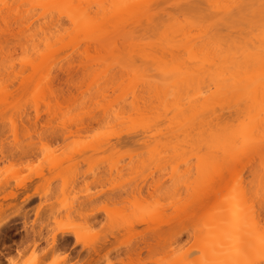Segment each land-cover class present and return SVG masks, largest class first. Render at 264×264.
Masks as SVG:
<instances>
[{"label":"rangeland","instance_id":"1","mask_svg":"<svg viewBox=\"0 0 264 264\" xmlns=\"http://www.w3.org/2000/svg\"><path fill=\"white\" fill-rule=\"evenodd\" d=\"M27 3L24 2V5L22 4V6H24V7L29 6V5H26ZM175 12H173V13L176 15L177 13H175ZM33 15H34V13H33ZM36 17H35V19H36ZM35 24H36V21H35ZM13 28H14L13 30H14L15 36H12L13 35L12 31L8 32L10 35L9 37H6V35L8 33L5 34L4 33L5 31L2 30V32H0V37H1L0 43H1V40L4 41V43H2V46H1V48L3 50L0 48V51H1L0 56L3 53L2 56L7 58V59H5L2 56L0 57V59H1L0 60V222L1 223L5 222L4 217L5 218L6 217L11 218L12 221H18L19 220L18 217L20 215H23V219H24L23 228H24L26 233H27L28 229L30 230V231H28L29 233L31 232L30 233L31 234L30 239H34L33 238L34 236H32V234H33L32 228H34L36 231L40 230L42 233V236H47L50 233H53V231H56L58 237L60 238V236L62 234L59 231L61 229H63V228L60 229V227H64V228L68 227V228L78 229L79 232H83L84 234L98 235L100 237V236L106 235L112 231H115V229H117L118 226H122V227H125L128 229L129 225L133 224L134 228H131L130 231L122 229L121 234H118L119 236L117 239L111 238L112 243L110 242L111 244L109 243L108 244L109 246H105L106 248L104 247L105 249L104 248L102 249L101 255L103 256V254H105L106 251L114 248L115 245L118 246L117 244H119V242H122V241L128 242L127 239L129 237L126 239V236L128 234H131V233H133V234L137 233L138 234V232L143 231L146 228L150 229V231L147 229H146V231L151 233L152 232L151 229L157 228V225L158 226L160 225L159 224V220H160L159 216H160L161 219L166 218L169 220V221L168 220L165 221V222H168V225H169V222L171 224V226L169 225L170 228L163 225L164 228L168 229L167 230L168 231L167 236H166L167 238H165V240H163L164 242L159 245L158 249L156 251H154V253H152V254L150 253L151 254L150 255L147 250H144L142 252V256H140V258H139V259H141V261H143L144 259L149 260V257H151L150 260L152 259V264H159L160 261L170 260V259H174L176 257V253H174L172 251V248L178 247L180 243H186L187 242V240H188L187 228L192 225L193 217H195L196 222L200 224L201 234H200L198 241L193 243L191 245V247L197 248V246H198L200 248L201 246L208 245L209 241H210L209 238H211V240H212V236L214 237V235H212V234H213V232L215 233V231L212 232L213 229L207 228L211 225L213 227V223L210 222V224H209L208 219L210 218L211 213H213V211L215 212V209L217 210L216 205L221 206L220 203L226 194V192H225L226 190L224 189L225 191L224 190L221 191V192L225 193L223 195H213L210 202H208L207 200L202 202L200 200L199 193L195 189L193 190L192 198L191 199L188 198V189H186L185 186L187 183V188H188L189 185H192V181H190L191 183L189 184L188 183L189 179L182 176V173H183V169H185L184 165L187 163L186 160L188 161L191 159H195L199 155L198 153L200 151V146H199V148L198 147L196 148V146L198 145L196 142H198L200 145L201 141H199L200 140L199 137H201V136L199 135L198 140L193 139L192 137L197 138L196 136L198 135V134L196 135L197 132L195 131L196 133H194V130H193L192 132L194 134L192 132H191L192 134H190V132H188V135L190 134L189 137H191V135H192L191 138H192L193 142H192V140H191V142L189 141L190 138L187 137V135L184 137L187 139H185V141L182 140L184 138L182 137L181 132L177 134V132H179L181 130L178 128L177 122H176L177 124L174 123V124H176L175 129L177 132L173 131V129H174L173 127H175V126L172 125V123L174 122V118L178 117L177 112H174V109L168 110V108H165L166 106L163 107L164 105L160 108L161 104L159 105V103H158V101H160V99H156V97H155L156 95L153 93V91L151 92L150 89L147 90L145 87H143L144 84L147 85L146 82H143V81L153 82V80L156 79L155 77L158 74L157 72L159 70V67H157L158 69L155 71L156 68L152 64L156 63L158 65V63L156 61H158V60L160 61V58H161V57H159L160 55L159 56L157 55L159 52H157V54L155 55L157 57H153L154 55L150 54L149 51H151V48H149L148 46L146 47V44L148 45L147 42L150 41V39H148V41L145 39H143L144 41L143 40L139 41V42H141L139 44H142L144 42L146 43V44L144 43V45L142 44L140 46L138 44L140 51H137V46H136V49H134L135 47H133L132 53H131V51H132L131 47H130L131 50L129 48H127L128 51L130 50V52L125 51L126 48L121 50L124 46L122 42H121V45H118V47H120V48L122 47V48L121 49L118 48V49L121 52L122 51H125V53L128 52V56L130 55V57H131V54H133L134 56L136 54H139V56L142 55L141 56L142 58H140L138 56L137 60H135V61H137V63L135 65H137L139 63V61H140L139 58L140 59L144 58L145 62H146V60H148L149 63L146 62L147 64L151 63L150 60L152 57H153V60H155L154 58H156L155 61L152 60L154 63L152 62V64H150V65L154 66V68L151 67V69H153V73L155 76H152L151 73H149L148 71H144V70H142L141 73H140V71L138 72V69L140 70V65H141L140 63L142 62V60L136 66V68H132V66L127 68V66L130 65L128 63L129 60L126 57L127 53L126 54L122 53L123 54V57H122L121 52L117 51L116 48H112V50H113L112 51V50H106V48L105 49H101V48L99 49L95 46H93V48H92V47H89L90 46L89 45L88 47L90 48V50H89L90 52L86 53L85 49H83L86 47V46H84L85 43H81L82 46H81V48L79 47L80 48L79 53H77L78 50L75 51V49L72 47L74 43L73 44L69 43L70 45L69 44H68V46L65 45L66 47H64V46L60 47L61 44H58L57 46L59 47V49L58 48L56 49L57 46L55 44H53L52 49L55 50V53H54L55 62H54V64H51L49 68L53 69L52 70L53 74H55V73H58V75L62 74L61 77L62 78L64 77V79H66V82H65V80H63V83L61 84V83H57L58 81L54 82L55 80L51 81V80H53V79H51L50 81L52 83L49 82V83H51V84H49L46 81L48 79L47 74L45 76V78L47 77L46 80L43 77V80H45L47 82L46 83L45 81H42L40 79L39 75H37V73H39L38 71L35 73L34 69L29 67L30 66L29 64H28V66H25V64L24 65L22 64L23 60L25 59L24 57L21 58L23 53H24L23 56L25 55V57L28 56V54L29 55L33 54L32 48H27L28 45H29L28 47H30V44H32V41H31V43L28 42V43H30L28 45L26 43L25 47H23L25 40L28 39L27 34L23 33V35H20V34L18 35V33L20 31L15 30V27H13ZM16 29H18V28H16ZM18 30H20V29H18ZM15 32L17 35L15 34ZM1 34H5V35L1 36ZM24 35H25V38H24ZM22 36H23L24 41H23V39L22 40L18 39V38H22ZM15 38H17V39H15ZM8 40H11V41L8 42ZM29 40H31V39H29ZM151 42H157V41L153 39V40H151ZM151 42H149V43H151ZM37 44H38V42H37ZM118 44H120V42ZM154 44L155 43H153L152 45H154ZM20 45L22 46L23 49H21ZM41 45L44 47L43 44H41ZM150 45L151 44H149V46ZM3 46L6 47V50H8V52H10V53L5 52L6 50H4ZM127 46H128V44H127ZM88 47H87L86 51H88V49H89ZM24 49H25V51H24ZM39 49H40V47H39ZM98 49L101 52H99ZM115 49H116V51L114 52ZM152 49H153V47H152ZM157 49L158 48H156V50ZM41 50H43V49H41ZM56 50H58V51H56ZM156 50H155V52H156ZM11 51H12V53H11ZM59 51H61V52L59 53ZM108 51H110V53H108ZM134 51H136L135 54H134ZM57 52L59 53V55H62V54L65 55L66 54L65 52H68L69 57L66 54L65 56L62 55L63 57L59 58V55ZM80 52H82V53H80ZM75 53H77L79 55H77ZM9 54H12V55H9ZM85 54L86 55L90 54L88 59H87L88 55L85 57ZM119 54H120V56H119ZM153 54H155V53L153 52ZM6 55L9 57H7ZM70 55L71 56L75 55V56H72V58H71ZM133 55H132V58L134 59ZM143 55H145V56H143ZM11 56H13L14 58L12 57L13 58L12 59ZM83 56L86 58V60ZM108 56H110V57L108 58ZM115 56H117V58ZM162 56H164V55H162ZM82 57H83V59H82ZM120 57L124 58L123 61ZM136 57L137 56H135V59H136ZM164 57H166V56H164ZM168 57L170 58L169 55H168ZM20 58H21V60H20ZM51 58H49V59L52 60ZM58 58L60 60H57ZM67 58L72 59V60H68ZM103 58L104 59H110L111 58L108 61V63L111 64V66H112V63H110V62H112L113 60L114 61L118 60L120 58L121 63L124 62L127 65L126 66L123 63L124 65L122 64L123 66L122 65H120V66L123 68L130 69L131 73L127 69H125V70H126V72L128 71L127 73H130L129 76L127 75L126 72H123L125 70H123L119 66L120 59L118 60L119 64L117 63V61H115L116 67L112 66L109 68L110 65L106 64L105 63L106 61ZM113 58H115V59H113ZM157 58H159V59L157 60ZM64 59H66V60H64ZM126 59L128 61H126ZM184 60H186V59H184ZM172 61H173L172 64H176V62L174 60H172ZM172 61L170 60V62H172ZM47 62L50 63L49 61H47ZM72 63H73V67H72L73 69L70 68V64L72 66ZM143 63L144 62H142L143 67L149 66V65H144L145 63L144 64ZM91 64H92V66H91ZM113 64H114V62H113ZM96 65L97 66L99 65V69H96V67H97ZM100 65H104V66L101 67ZM105 65L106 66L108 65V67H105ZM132 65H134V64H132ZM28 67L31 69H29ZM66 67H68V68H66ZM88 67H90V69ZM119 67H120L121 71L119 69H116ZM65 68L68 70L70 68L71 69L70 71L74 70V71H72L73 74H72V72H68L69 76L65 75L64 74V73H66ZM32 69H33L35 75L32 73L33 72ZM49 70H48V73H49ZM63 71H64V73H63ZM90 71H94L95 73L94 72L92 73ZM121 72L123 74H121ZM146 72H148V74ZM70 73L72 75H70ZM124 73H126V74H124ZM134 73H138V75H136V74L134 75ZM109 74L110 75L113 74V76H115V78H112V76H110ZM142 74H144V77ZM32 75L35 77H33ZM139 75H142V77L145 80L142 79V77ZM42 76H44V74H42ZM48 76H49V74H48ZM52 76L50 73L49 77L53 78ZM96 76L97 77L99 76L98 77L99 81H97ZM105 76H106V78H105ZM126 76H128V77H126ZM131 77H132V81H131ZM152 77H154L155 79ZM100 78H101V80H100ZM109 78H112V80H110ZM67 79H70V82H68ZM115 79H116V81H115ZM117 79H120V80H117ZM124 79H126V80L128 79V81H126ZM137 79H139V80H137ZM140 79H142V81ZM22 80H23V82H22ZM39 80L41 81V83L39 82ZM158 80H160V78ZM110 81L113 84H110ZM122 81H125V82L123 84H121ZM139 81H140V83H142V85L139 83L137 86V83ZM101 82L104 84H102ZM105 82H106V85H105ZM135 84H136V86H135ZM112 85H113V87H112ZM132 85L135 87V89H132L133 88ZM98 86H99V88H97ZM105 86H106V88H104ZM110 87H112V88H110ZM139 87H140V89H139ZM108 88L110 90L109 93L107 91ZM98 89H99V93L97 92ZM141 89H143L144 91ZM133 90H134V92H133ZM104 92H107L106 95L108 97L106 98V96L104 95L103 98L105 97V99L103 100L100 97L103 94H105ZM149 92L152 93L153 96L154 95L155 96L154 97L150 96L151 94ZM132 93H135V97H134V94L132 95ZM145 93L147 95H144ZM130 94L134 97L133 101L135 103L131 101L133 97ZM128 96L129 97L131 96V98H129ZM147 96H149V97H147ZM151 97H153L154 100H151V99H153ZM143 98H144V100H143ZM127 100H128V102H127ZM138 100H141V101H138ZM119 101H120V103H119ZM153 101H155L154 103L157 105H155L153 103ZM147 102H149V103H147ZM127 104H129L130 106ZM142 104H144V105L142 106ZM140 105L142 106L141 108H140ZM152 105H154V106H152ZM158 105H159V107H157ZM122 106H125V107H123V109L125 108L124 110L122 109ZM156 107H157V109H156ZM118 108H119V110H118ZM137 108H138V110H137ZM139 108H140V111H139ZM149 108H153V109H149ZM169 108L171 109V106ZM148 109H149V111H148ZM154 110H156V111H154ZM123 112H124V114H126V117L119 116L121 114L124 115ZM151 112L153 114L152 116L150 115ZM158 112L161 114H159ZM165 112H167V115ZM110 113L111 114L113 113V114L111 115ZM143 113H145V115L147 114L148 116L150 115V117L152 118L153 121H154L153 117H154L155 113L158 114L155 116H160V115L162 116V114H163L164 117L162 116L163 117L162 118L160 116L161 117V119L159 118L160 121H158V119H156L154 121V123L151 122L152 120L151 121L149 120L153 125L151 124L152 125L151 126L150 124H148V125H150L149 126L150 128L146 127L147 130L145 131L143 124H144V121L146 120V118L148 116H145ZM37 115H38V117H37ZM139 115H141V117H138ZM118 116H119V118H118ZM132 116L134 118L132 119L133 122L131 123L130 118H132ZM121 117L123 119L126 118V121L123 122L122 121L123 119ZM127 117L129 118V120ZM167 117H168V119L166 120ZM137 118H139V119H137ZM140 118H141V120H140ZM151 118H149V119H151ZM115 119H116V122H114ZM120 119H122V120L119 121ZM110 120H114V121L110 122ZM179 120L181 121L180 118H179ZM156 121H158V123ZM125 122H127V123H125ZM146 122H148V121H146ZM111 123H112V125H111ZM135 123L139 128H137ZM156 126H158V127L162 126L163 127L162 129L160 127V129H161V131H163L165 133L164 137L166 136V139L163 138V135L160 136L161 134H159V133L156 134L157 137H156V135H154V133L151 134L152 131H150L149 129L157 132L158 127L156 128ZM167 127H169V128H167ZM133 128L138 129V130H134ZM142 128H144L143 130L145 132L142 131ZM139 129H140V132H139ZM178 129H179V131H178ZM194 129H196V127ZM169 130H171V131H169ZM66 131H68V132H66ZM172 132H173V134H172ZM119 133L122 136L115 137L116 134L119 135ZM141 133L142 134L145 133V134L142 136ZM146 133H149L147 135L148 136L151 135V136H153V138L152 137L151 138L146 137L147 136ZM175 133L177 134V136L174 135ZM182 133H183V131H182ZM109 134H111L112 137ZM106 135H107V137L110 136L107 138L108 140L106 139ZM66 136H68V137L64 138ZM154 136H155V138H154ZM134 137L135 138L137 137V139H135ZM141 137H142V139H141ZM110 138H113V139L111 140ZM118 138H120V139H118ZM156 138H158L159 141L156 140ZM99 139H100V142H99ZM102 139H104L105 141ZM131 139L137 140V143L130 142L129 140H131ZM169 139H170V141H168ZM106 140H107V142L109 141L108 142L109 144H107ZM162 140H165V142H163ZM110 141H111V143L112 142L113 143L111 144ZM183 141L184 142L189 141V142H188V144L187 143L185 144ZM104 142L106 143L105 145L103 144ZM151 142H152V144H151ZM161 142H163L162 146H161ZM169 143H171V144H169ZM176 143L181 145V147H179L178 144H177L178 148L173 147L174 145H176ZM189 143L190 144L192 143V145L190 146ZM168 144L171 146V148H170V146H167ZM166 146L168 147V149ZM153 147H155V149H153V150H156L155 152H159V151L160 152L159 153H155V152L153 153V151L151 150ZM163 147H166V148L163 149ZM182 147H183L182 152L185 153L186 155L184 154V156L183 155L181 156L180 154H178L179 159H177L176 152L179 149H181ZM191 147H192V149L193 148L194 149L192 150ZM161 148H162V150H160ZM184 148L187 151L184 150ZM45 149H47L46 152H45ZM172 149H173V151L175 150L174 153L176 156L172 152ZM157 150H159V151H157ZM161 151H163V152H161ZM162 153H164L165 155L164 154L161 155ZM172 153H173V155H174V157L178 163L175 162L174 157H172L173 156ZM188 153H189V155H188ZM153 155H154V157H156L155 158L156 160H154ZM180 156H181V158H180ZM185 156L188 159H186ZM188 156H190V158ZM152 157H153V159H152ZM160 157H161L160 161L162 163L158 162L159 161L158 158H160ZM168 157L170 158L169 163H167V161H166L168 159ZM182 157H183V159H182ZM184 158L186 160H184ZM172 159H173V161H172ZM179 160H180V163H179ZM164 161H166V162L164 163ZM244 163L245 162H243V164ZM243 164H241V166L239 168V172L243 173L245 176V180L248 181L251 179L250 171H251V168H253V163H252V166H251V164L250 165L247 164L248 166L244 165L245 166L244 168L242 167ZM170 165H174V167L175 166L176 167L175 168L173 167L174 168L173 169V168H171ZM249 166H251V167L248 168ZM241 167L244 169V171H243V169H241ZM186 168L187 169L184 170L185 172L187 170L192 172V170H193V168L191 166H190V168L189 167H186ZM170 170H172L174 172L171 174V177H168L170 175V173L172 172V171L170 172ZM176 170H179V174L181 173V178L183 179V182H182L180 175L177 176L178 178H180V181L182 182V183L179 182V184H181L182 186H178L179 184L178 185L176 184L177 181L175 182L178 190L175 189L176 187L171 182V180H172L171 178H175V176L177 175V173H175ZM166 172H167V174H166ZM161 173H162V175H161ZM168 173H169V175H168ZM186 174H184V175L186 176ZM189 174L190 173L188 172V175ZM188 175H187V177H188ZM177 177L175 179H173L172 181H175L177 179ZM247 178H249V179H247ZM161 179H163V180H161ZM184 179H185V181H184ZM166 180H168V181L166 182ZM178 181H179V179H178ZM21 182H23L24 185L26 184L25 189L16 188L15 184H18ZM24 182H26V183H24ZM157 182L158 183L160 182V183L158 184ZM168 182H170L169 183L170 185L168 184ZM149 184L154 185L153 187H155V185H156L155 189L150 188V190L153 189L150 191L151 193H147L146 190H144L142 192V196L137 192H135L136 195L133 196L130 193H128L129 191L128 192L123 191V189H129L131 187L143 186V185H149ZM167 186L168 187L171 186L170 191L167 188ZM173 186H174V188H173ZM36 187H38V189ZM45 187L50 189L49 193H48V191H46V192L44 191V190H47ZM225 187H227V186H225ZM172 188H173V190H172ZM179 189H181V190L179 191ZM219 190H214V192L219 191ZM11 191L13 193L16 192L17 193L16 196H12ZM32 194H35V195H32ZM29 195H31L30 200L32 198L38 197L39 202L34 207H32L31 210H28V209L25 210V208L29 207V204L27 205V202L29 200L26 202H23V201ZM20 198H22V200H20ZM226 202L227 201H225V203ZM170 203L172 204L171 206H170ZM157 205H163V207H157ZM256 205H258V204H256ZM219 208L220 207H218V210H219ZM258 208H260V205L258 206ZM47 211H48V214H47ZM49 211H50V214H49ZM52 211H53V213H51ZM15 213H20V214L18 216H14ZM54 213H55V215H54ZM214 214H212V215L214 216ZM48 215L49 216L52 215V216H50L51 220L49 219ZM170 215H171V217H170ZM55 216H56V218H58L57 219L58 222H57L56 218H54V220H56V221H53L52 218ZM93 217H96L97 221L91 220V219H93ZM211 218H212V216H211ZM59 220H60V222H59ZM141 220L142 221L144 220L147 223H145V222L139 223V221H141ZM156 220H157L158 224L156 223ZM25 221L27 222L28 226H27ZM207 221H208V223L205 224ZM162 222H164V221H162ZM47 225L49 228L47 227ZM26 226L28 229L26 228ZM14 227L15 226L8 228L6 230V233H8ZM180 229H184V231L178 237L177 243L173 244V242L171 240L173 237V234L176 233L177 231H179ZM209 229H211V237H209L210 236V230ZM57 230H59V231H57ZM140 233H142V232H140ZM125 234H126V236H125ZM38 237H36V238L40 239V240H39V243L35 246V248H34L33 244L30 245L31 242L29 239V241L27 240L26 247H23L22 249H18L19 251H17L15 254L11 253L9 255L14 257V258L20 259L22 261H28L29 259H32L31 258L32 257L31 252L33 249H35V252L38 253L37 257H39V259H37V260H39V261H45L46 260L48 262V264H51L52 261H56L55 258H59V260L56 261V264H69V262H71V264H74L76 262V260L78 262L79 258L82 260V261H80V259H79V261L83 262L82 257L85 258L86 257L85 255L89 253V251H88L89 247H84L82 243L76 244L74 237L72 238L71 243H75V245L77 246L76 248L80 249L79 250L80 252L78 251L79 253L76 252L77 255L76 254L72 255V253L69 252V249H66V248L64 249L63 247L62 248L60 247V251L57 252L58 246H52L53 247L52 248L51 244H50V246H49V244H47L46 239H44L41 236H38ZM136 237H138V238H136ZM136 237H134L133 239L131 238L132 240L130 239L131 241L126 243V245L118 248L117 250H114L112 252V254L110 255V258H112L114 260H118V258H120L119 255L125 256L124 252L126 251V249L131 247L132 244H134L133 246H135L136 245V243H134L135 241L138 244L141 243V241H139V240L142 239L141 238L142 236L141 237L136 236ZM204 238H206V239L203 240ZM23 241H25V243H26L25 239H23ZM23 241L21 243L25 244ZM28 242H30V243H28ZM200 242L203 243V245L199 246ZM204 242H207V243L205 244ZM210 242L212 243V241H210ZM211 243H210V245H211ZM42 244H46V247H42L41 246ZM45 249H46V251L49 249L50 250L47 251V253H45L46 251L43 252V250H45ZM202 250L204 251V249H202ZM63 252H66V255L68 253V256H69V257L67 256V258L65 260L61 259V256L65 255V253H63ZM58 253L61 255V256L59 255L60 257H58ZM73 256L77 257V259L73 258ZM78 256H79V258H78ZM197 257H198V259L200 258V256H197ZM197 257H194V258L196 259ZM203 258H205L204 254H203ZM206 258L208 260H211L212 257L207 256ZM2 259L3 258H0V261ZM88 259H89V261L92 262V260H90V258H88ZM146 260H144V261H146ZM39 261H38V264H39ZM84 261H86V262H83V264H85V263L88 264V261L86 259H84ZM102 261H105V258H102ZM139 261L140 260L135 259V262L133 264H137ZM101 262L99 264H101ZM126 262H125V264H126ZM94 264H95V262H94ZM120 264H121V262H120ZM122 264H124V262H122Z\"/></svg>","mask_w":264,"mask_h":264},{"label":"bare ground","instance_id":"2","mask_svg":"<svg viewBox=\"0 0 264 264\" xmlns=\"http://www.w3.org/2000/svg\"><path fill=\"white\" fill-rule=\"evenodd\" d=\"M23 1L26 3L28 2L26 5H29V6H31L33 4H37V3L69 5L70 7L64 9V11L67 13L73 14L79 20V23L78 24H71L70 22L65 21L63 24H61L59 16H57L55 20H53V18L51 16H49L48 19L45 20V19H43L44 13H42L40 17H36L35 14L33 15L34 10H31V18L29 19L30 8H29V6H27V7L22 6V4L24 5ZM261 2H262V0H0V32H2V30H3V31H5L4 33L6 34L10 31H12L13 35L12 34L11 35L15 36L14 30H13L14 29L13 27H15V30L20 31L19 33L17 32L18 35L19 34L23 35V33L27 34L28 39L25 40L23 47H25L26 43L28 45L32 41V44H30V47H28L29 46L28 45L27 48H32V50H33L32 53L35 56L30 53L32 56L28 54V56H26L27 57V59H26L25 55L23 56V54H24L23 53L21 58L24 57L25 59L23 60L22 64L23 65L25 64V66H28V64H29L30 65L29 67L33 68L35 73L38 71L39 73H37V75L40 76V79L42 81H45L46 78L48 77V79L46 80L48 83L55 80L54 82L58 81L57 83H61V84L63 83V80H65V82H66V79H64V77L63 78L61 77L62 74L61 75H58V73L53 74L52 73L53 69L49 68L50 65L54 64V62H55V60H54L55 50L52 49L53 44H55L56 46L58 44H61L62 46L60 45V47H63V46L66 47V46H68L69 43H72V44L74 43L72 47L75 49V51L78 50L77 53H79V49L82 46L81 43H85L84 46H86V47L83 49H85L86 53L87 52L89 53L90 52L89 47L93 48V46H95L99 49L100 48L101 49L106 48V50H112V48H116L117 51L121 52L119 49H121L122 47L120 48V47H118V45H121V42H122L124 46L121 50L126 48L125 51H128L127 48L130 49V47H131V49H132L131 53H132L133 47H135L134 49H136V46H137V51H140V49L138 47V44L141 43V42H139L140 40L142 41L143 39H145L148 41V39H150V41L147 42L148 45L144 42L146 44V47L148 46L149 48H151L152 52L149 51L150 54L154 55L153 57H157L155 55L157 54V52H159L157 55L158 56L160 55L159 57H161L162 59L160 58V61H159L158 60L159 58H157V60H158V61H156L158 63V65H157L156 63L153 62L156 60V58H154L155 60H153V57L151 58L150 64H152V62L154 63L152 65L155 66V68H156L155 71L158 69L157 67H159V70L157 72L158 77L156 76L155 77L156 79L154 77H152L156 80L155 81L151 78L153 80V82L143 81V82H146V84H147V85L144 84L143 87H145L147 90L150 89L151 92L153 91V93L156 95V96L154 95L156 97V99H160V101H158L159 105L161 104L160 108L164 105L163 107L166 106L165 108H168V110L174 109V112H177L178 117H176V118L173 117L174 122L173 123L171 122L172 125H174L175 127H173V126L172 127L175 129L176 124L178 123L179 125L177 124V126L179 129H181L183 131V133L181 130L179 131V129H178L179 132H177L176 129L175 130L173 129V131H176L177 134L181 132L182 137L184 138L186 135H187V137H189V135L192 134L193 133L192 131L194 130V133L197 132L196 135L197 134L198 135L197 136L195 135L197 138L192 137V135H191V137L193 139L198 140L200 138L199 141H201V143L205 142L206 140H211V141H213L214 147L223 148L226 146V143L230 137H232L236 134L242 133V132L251 133L254 131L256 134V138L257 139L259 138V131H260V126H261V118H260L261 117V110H262V105H264V84L261 83V79H260L261 67H260V63H259V52H260V48L262 45L261 36H260V23H259ZM3 5H8L9 7L5 8V7H3ZM121 5H129L130 7H126V8L119 7ZM138 5H151L152 7L148 8V9H142L139 7H134V6H138ZM212 5H229L231 7L227 8V9H216V8L210 7ZM48 11H51V10L50 9L45 10V12H48ZM173 12H175L177 14L175 15ZM35 17H36V19H35ZM89 20L99 21L100 24L102 25V27H100L99 25L88 23ZM35 21H36V24H35ZM16 28H18L20 30H18ZM54 28L56 29V31H53ZM5 34H1V36H4ZM15 34H16V32H15ZM7 35H6V37L10 36L9 33ZM24 38H25V35H24ZM0 39H1V37H0ZM15 39H17V38H15ZM18 39L22 40L23 36H22V38H18ZM29 39H31V40H29ZM153 39L156 40L157 42H151V40H153ZM10 41L11 40H8V42H10ZM23 41H24V39H23ZM28 42H30V43H28ZM37 42H38V44H37ZM119 42H120V44H118ZM149 42H151V43H149ZM2 43H4V41L1 40L0 48L2 46ZM144 43H142V44L144 45ZM153 43H155V44L152 45ZM41 44H43L44 47ZM127 44H128V46H127ZM142 44H139V46ZM149 44H151V45L149 46ZM151 46L153 47V49ZM39 47H40V49H39ZM87 47L89 48L88 51H86ZM57 48L59 49L58 46L56 47V49ZM156 48H158L160 51L158 49H157L158 50L157 51ZM21 49H23L22 46H21ZM41 49H43V50H41ZM99 49H98V51H99ZM116 49L114 50V52L116 51ZM4 50H6V47H4ZM130 50L128 52H130ZM155 50H156V52H155ZM24 51H25V49H24ZM56 51H58V50H56ZM125 51H122L121 55L123 57V54L127 53L126 57L129 61L127 59H126V61H128V63L130 65L127 66L126 63L123 62L127 66V68L130 66H132V68H136V66L142 60V62L145 63V64L143 63L144 65H149V66L143 67L142 62H141L140 63L141 64L140 70L138 69V72L140 71V73H141L142 70H144V71H148L149 73H151L152 76H155L153 73V69H151V67L154 68V66L147 64V63H149L148 60H146V62H147L146 63L144 61L145 60L144 58L140 59V58H142L141 57L142 55L139 56V54L135 55V56H137L135 59V56L133 54H131V57H130V55L128 56V52L125 53ZM5 52L10 53V52H8V50H6ZM60 52L61 51H59V53ZM99 52H101V51H99ZM135 52L136 51H134V54H135ZM153 52L155 54H153ZM11 53H12V51H11ZM41 53H43V55ZM59 53H58V55H59ZM65 53L69 57L68 52H65ZM77 53H75V54H77ZM80 53H82V52H80ZM108 53H110V51H108ZM2 55H3V53L1 54V56ZM9 55H12V54H9ZM62 55H64V54H62ZM62 55H59V58L63 57ZM77 55H79V54H77ZM87 55L85 54V57ZM89 55L87 56V59H88ZM132 55H133L134 59L132 58ZM162 55H164L166 57H164ZM168 55L170 56V58L168 57ZM13 56H11V58ZM72 56H75V55H72ZM72 56L70 55L71 58H72ZM110 56H108V58ZM119 56H120V54H119ZM138 56L140 57L139 58L140 61L137 65H135L137 63V61H135V60H137ZM143 56H145V55H143ZM2 57L7 59L4 56H2ZM7 57H9V56H7ZM83 57H82V59H83ZM115 57L117 58V56H115ZM122 57H120V58L123 61L124 58H122ZM21 58H20V60H21ZM49 58H51L52 60H50ZM59 58L57 60H60ZM67 59L72 60L69 58H67ZM110 59H104L106 61L105 63L110 65L109 68L112 66H115V63H116L115 61H117V63L119 64V61H118L119 59L114 61L113 59H115V58H113L112 59L113 61L110 62V63H112V66H111V64L108 63V61ZM121 59H120L119 66L123 64V63H121ZM184 59H186V60H184ZM64 60H66V59H64ZM85 60H86V58H85ZM170 60L171 61L174 60L176 62V64H172L173 61L170 62ZM47 61H49L50 63H48ZM113 62H114V64H113ZM131 63L134 65H132ZM108 65L107 66L105 65V67H108ZM91 66H92V64H91ZM100 66L102 67L104 65H100ZM72 67H73V63H72V66L70 64V68H72ZM120 67L116 68V69L120 70ZM31 68H29V69H31ZM66 68H68V67H66ZM66 68H65L66 71L64 70L66 73H64V71H63V73L65 75L69 76L68 72H72L74 70L70 71L71 70L70 68H69V70ZM88 68L90 69V67H88ZM121 68L123 70L127 69V68H123V67H121ZM33 69H32V71H33ZM96 69H99V65L96 67ZM48 70H49V73H48ZM127 70L130 71V69H127ZM34 71L32 72L33 74H34ZM90 72L93 73L94 71H90ZM123 72H126V70ZM148 72H146V73L148 74ZM50 73H51V76L53 75L52 76L53 78L49 77ZM126 73H124V74H126ZM130 73H131V71H130ZM130 73H127V75L129 76ZM42 74H44V76H42ZM46 74H47V77L45 78ZM48 74H49V76H48ZM72 74H73V72H72ZM72 74L70 73V75H72ZM121 74H123V73L121 72ZM135 74L138 75V73H134V75ZM142 75L144 77V74H142ZM142 75H139V76L142 77ZM110 76H112V78H115V76H113V74ZM128 76H126V77H128ZM33 77H35V76H33ZM43 77L45 78V80H43ZM98 77H97V81H99ZM143 77H142V79H144ZM105 78H106V76H105ZM112 78H109V79L112 80ZM159 78H160V80H158ZM51 79H53V80H51ZM120 79H117V80H120ZM142 79H140V80L142 81ZM100 80H101V78H100ZM124 80H126V79H124ZM137 80H139V79H137ZM67 81L70 82V79H67ZM115 81H116V79H115ZM126 81H128V79ZM131 81H132V77H131ZM22 82H23V80H22ZM39 82L41 83L40 80H39ZM124 82L125 81H122L121 84H123ZM51 83H49V84H51ZM139 83H140V81L137 83V86ZM102 84H104V83H102ZM110 84H113V83H111V81H110ZM140 84L142 85V83H140ZM105 85H106V82H105ZM135 86H136V84H135ZM112 87H113V85H112ZM112 87H110V88H112ZM132 87H133L132 89H135V87L133 85H132ZM97 88H99V86ZM104 88H106V86ZM139 89H140V87H139ZM141 90H143V89H141ZM107 91L109 93V91H110L109 88L107 89ZM97 92L99 93V89ZM133 92H134V90H133ZM104 93L105 94H103L102 96L99 94L101 96L100 98H102L103 100L105 99V97L103 98L104 95L106 96V98L108 97L106 95L107 92H104ZM133 94L135 97V93H132V95ZM150 94H149L150 96H153L152 93H150ZM144 95H147V94L145 93ZM131 96L130 97L128 96V97L131 98ZM134 97L131 100L132 102H134L133 101ZM147 97H149V96H147ZM153 97H151V98H153ZM128 100H127V102H128ZM141 100H138V101H141ZM143 100H144V98H143ZM151 100H154V98ZM155 101H153V103ZM119 103H120V101H119ZM147 103H149V102H147ZM127 105H129V104H127ZM143 105L144 104H142V106ZM155 105H157V104H155ZM159 105L157 107H159ZM169 105L171 106V109L169 108L170 107ZM142 106L140 105V108ZM152 106H154V105H152ZM123 107H125V106H122V109H123ZM157 107H156V109H157ZM140 108H139V111H140ZM149 109H153V108H149ZM149 109H148V111H149ZM118 110H119V108H118ZM137 110H138V108H137ZM154 111H156V110H154ZM124 112H123V114H124ZM165 113L167 115V112H165ZM143 114L145 115V113H143ZM159 114H161V113H159ZM150 115L151 116L153 115L152 112ZM150 115L148 116L146 114L145 116H148L147 117L148 119L146 118L145 121L143 120L144 126L143 125L142 126L145 128V131L147 130L146 127L150 128L149 126L152 124L151 122L154 123V121L156 119H158V121H160L159 118L161 119V117L163 116V114H162V116L160 115L161 117L155 116V115H158L157 113H155L154 114L155 118L153 117V119H154V121H153L152 118L150 117ZM119 116L126 117V114H124V115L121 114ZM119 116H118V118H119ZM37 117H38V115H37ZM138 117H141V115H139ZM133 118H134L133 116H132V118H130L131 123L133 122V120H132ZM149 118H151V119H149ZM179 118L181 119V121L179 120ZM122 119H120L119 121H121ZM137 119H139V118H137ZM167 119H168V117L166 118V120ZM128 120H129V118H128ZM140 120H141V118H140ZM149 120L150 121L152 120V121L150 122ZM111 121H114V120H110V122ZM122 121L123 122L126 121V118L123 119ZM146 121H148V122H146ZM158 121H156V122L158 123ZM114 122H116V119ZM125 123H127V122H125ZM174 123H176V124H174ZM148 124H150V125H148ZM111 125H112V123H111ZM135 125H136V123H135ZM157 127L158 126H156V128ZM160 127H161V129L163 128L162 126H160ZM160 127H158V128L160 129ZM195 127H196V129H194ZM137 128H139V127L137 126ZM144 128H142L143 132H145L143 130ZM158 128H157V132L153 131L151 129H149V130L152 131L151 134L154 133V135H156L157 133H159V134H161L160 136L163 135V138L166 139V136L164 137L165 133L163 131H161V129L159 130ZM167 128H169V127H167ZM134 130H138V129H134ZM169 131H171V130H169ZM66 132H68V131H66ZM139 132H140V129H139ZM188 132H190L189 135H188ZM117 134L115 137L122 136V135H120V133H119V135H117ZM144 134H142V136ZM147 134H149V133H146V135ZM172 134H173V132H172ZM177 134L175 133L174 135L177 136ZM107 135H106V139L110 136L112 137L111 134H109L110 136H108V137H107ZM199 135L201 137H199ZM67 137L68 136H66L64 138H67ZM146 137H150V138L152 137L153 138V136H151V135L150 136L147 135ZM156 137H157V135H156ZM191 137H189L190 142L192 140ZM154 138H155V136H154ZM110 139L112 140L113 138H110ZM118 139H120V138H118ZM135 139H137V137ZM135 139H131L129 141L132 143L133 142L137 143V140H135ZM141 139H142V137H141ZM170 139L168 141H170ZM185 139H187V138H184L182 140L185 141ZM102 140H104V139H102ZM107 140H106V142H107ZM156 140H158V138H156ZM162 141L165 142V140H162ZM99 142H100V139H99ZM108 142H107V144H109ZM152 142H151V144H152ZM163 142H161V146H162ZM188 142H184V143L188 144ZM192 142H193V140H192ZM110 143H111V141H110ZM196 143L198 144L196 146V148L197 147L199 148V146H201V143H200V145L198 142H196ZM103 144L105 145L106 143L104 142ZM169 144H171V143H169ZM169 144L167 146H170ZM177 144L178 143H176V145H174L173 147H177L179 145V144L178 145ZM189 145L191 146L192 143L191 144L189 143ZM166 147H163V149ZM179 147H181V145H179ZM183 147L181 149H179L180 151L178 150L179 152L176 150L178 152V153L176 152L177 159H179L178 154H180L181 156L182 155L184 156L185 153L182 152ZM170 148H171V146H170ZM153 149H155V147H153L151 149L154 153L156 150H153ZM167 149H168V147H167ZM191 149H192V147H191ZM160 150H162V148ZM184 150H186V149L184 148ZM157 151H159V150H157ZM159 152H155V153H159ZM161 152H163V151H161ZM172 152L174 153L175 150L173 151V149H172ZM173 153H172V155H173ZM163 154L164 153H162L161 155H163ZM174 155H175V153H174ZM174 155L172 157H174ZM188 155H189V153H188ZM181 156H180V158H181ZM153 157H154V155H153ZM153 157H152V159H153ZM188 157L190 158V156H188ZM155 158L156 157H154V160H156ZM185 158H186V156H185ZM185 158H184V160L188 159V158H186V159ZM158 159H159L158 162L160 163L161 157ZM169 159L170 158L168 157V159L166 160L167 163L170 162ZM182 159H183V157H182ZM174 160L176 163H178L177 160L175 159V157H174ZM166 161H164V163ZM172 161H173V159H172ZM186 162H187V160H186ZM251 162L253 163V168H251V171H250V175L252 178L253 172L261 167V159H260L259 152H256L254 155L249 157L245 161L244 164L242 163L243 164L242 167L244 168L247 164H249V165L251 164V166H252ZM179 163H180V160H179ZM170 166H171V168L174 167V165H170ZM251 166H249L248 168H250ZM242 167H241V169H243ZM184 168L185 169L182 168L183 173L185 172L184 170L187 169L186 167H184ZM171 171L172 170H170V172ZM176 171H175V173H177V175L175 176V178L178 175H180V178H181V173L179 174V170H176ZM243 171H244V169H243ZM173 172L174 171H172L170 173V175L168 173V175H169L168 177H171V174ZM188 172L191 173V171L187 170L184 173V174L187 173L186 176L183 173H182V176L187 178ZM166 174H167V172H166ZM161 175H162V173H161ZM175 178H171V179L173 180ZM180 178L177 177V179L175 181L171 180V182L173 183V185L175 187L179 184V182H181V181L183 182V179L181 178L182 180L180 181ZM178 179H179V181H178ZM247 179H249V178H247ZM161 180H163V179H161ZM167 181L168 180H166V182ZM184 181H185V179H184ZM190 181L191 180H189V182H188L189 184L191 183ZM175 182L177 185L175 184ZM24 183H26V182H24ZM169 183L170 182H168V184ZM15 185H16V188L25 189L26 184L24 185L23 182H21V183L15 184ZM153 186L154 185H150V184L149 185H143V186H136V187H131L129 189H123V191H125V192L129 191L128 193H130L133 196H135L136 195L135 192H137L142 196V192L144 190H146L147 193H151L150 191L153 189L150 190V188L155 189L156 185H155V187H153ZM174 186H173V188H174ZM178 186H182V185L179 184ZM225 186H227V182H225L224 185H222V187L220 188V190L219 189L218 190L219 191H222L224 189L226 190L227 187H225ZM38 187H36V188L38 189ZM249 187L251 189V184H249ZM167 188L170 191L171 186L170 187L167 186ZM173 188H172V190H173ZM185 188L188 189L187 183H186ZM257 188H258V181H257ZM46 189L47 190H44V191L45 192L48 191V193H49L50 189H48V188H46ZM175 189H177V187ZM180 190L181 189H179V191ZM225 192H226V194L223 192L225 194V196H224L225 199L223 198L221 200L222 204L219 202L221 206H218L215 204L217 210L215 209V212L213 211V213H211V215H210V218L208 219L209 224H210V222L213 223V227L211 225L207 228L213 229L212 232L215 231V233L213 232V234H212V235H214L215 238L213 236H212V240H211V238H209L210 241H212V243L209 241V244L206 246L205 245L201 246V245H203V243H201V242L199 243L200 245L199 244L198 245L201 246L200 247L201 249H204L203 254H204L205 258L207 256L208 257L211 256L212 257L211 260L212 259L216 260V261L229 260V259H232L233 257H235L238 252L247 251L249 256L256 259L257 264H259V257L256 256L255 253L259 249V240H258L259 232H260L261 227L264 226V217L261 216L260 208H258V206L260 205L259 198H258V196H255V193H253L254 198L250 200L249 207L255 208L254 219L250 220L249 222H246L245 218H244L245 214L243 212H240L237 209H235L232 201H230L228 199L226 200L227 191H225ZM11 194H12V196H16L17 193L12 192ZM32 195H35V194H32ZM30 197H31V195H29L27 198H25L23 202L30 200ZM225 201H227V202L225 203ZM256 204H258V205H256ZM171 205L172 204L170 203V206ZM218 207H220L219 210H218ZM51 213H53V211ZM19 214L20 213H15L14 216H18ZM47 214H48V211H47ZM49 214H50V211H49ZM212 214H214V216ZM52 215H50V216H52ZM54 215H55V213H54ZM50 216L48 215L49 219L51 218ZM56 216L52 218L53 221H56L58 219V218H56ZM211 216L213 219L211 218ZM170 217H171V215H170ZM54 218H56V220H54ZM159 218L161 221L158 218L157 219L159 220L160 225L159 226L157 225V228H153L154 230L151 229V231H152L151 233L147 232L146 231L147 228H146L145 230H143L144 232L140 231L142 233H140V232H138V234L137 233L136 234L131 233V234H128L127 236L125 234L126 239L129 237L127 239L128 242L131 241L136 236H140V237L142 236L141 237L142 239L139 240V241H141V243L138 244L135 241L134 242V243H136L135 246H133L134 244H132L131 247L128 246L129 248L126 249V251L124 252L125 256L119 255L120 258H118V261H120L121 264H122V262H124V264H125V262L127 260L128 261L126 262V264H133L135 262V259L140 260L137 264H141L142 261L139 258H140V256H142V252L144 250H147L149 252V254L150 253L152 254V253H154V251H156L158 249L159 245L164 242L163 240H165V238H167L166 236H167V232H168L167 230L168 229L164 228L163 225L170 228L171 224L169 222V225H170L169 226L168 222H165L168 219L162 218L163 219L162 220L160 216H159ZM4 220H5L4 223L0 222V240H2L6 236V234H7L6 230L8 228H11L12 226H15V224L17 223V221H12L11 218H7V217L6 218L4 217ZM91 220L97 221V218L93 217V219H91ZM162 221H164V222H162ZM57 222H58V220H57ZM59 222H60V220H59ZM142 222L144 223L145 221L144 220L139 221V223H142ZM145 223H147V222H145ZM156 223H157V220H156ZM207 223H208V221L205 224H207ZM26 224H27V222H26ZM27 226H28V224H27ZM27 226H26V228H27ZM47 227H48V225H47ZM61 228H63V229H61ZM131 228H134L133 224H130L128 229L125 227H122V226H118V228L115 229V231L108 233L109 235L106 234V235L99 237L98 235L84 234L83 232H79L78 229L68 228V227H66V228L60 227L61 230L60 231L57 230L62 234L60 236V238L58 237L56 231H53V233H50L47 236H42V233L40 230L36 231L34 228H32V230H33L32 236H34L33 237L34 239H30V235H31L30 233L31 232L29 233L28 231H30V230L27 228L28 229L27 233H26L27 239L25 238V240L27 243V240L29 241V239H30L31 243L30 242H28V243H30V245L33 244V246L35 248V246L39 243V240H40V239H37L36 237L41 236L47 240V244H49V246H50V244H51V247L52 246H58L57 252H59L60 247L64 248L66 246V249H67V245L71 244L72 238L74 237L76 244L82 243L84 247H89L88 248L89 253L85 255L86 257L84 256L85 258H83L81 256L83 259V262H86V261H84V259H86L88 261V264H94V262H95V264H99L102 261V258H105V260H106V258H110V255L112 254V252L114 250H117L118 248H120V247L126 245V243H128L127 241L119 242V244H117L118 246L115 245L114 248L111 247L112 249H109V250L107 249L108 251H106L105 254L102 253L103 254V256H102L101 255L102 249L105 246H109L108 244L110 242L112 243L111 238L117 239L119 236L118 234H121L122 229L130 231ZM211 229H209L210 230V236L209 237H211ZM147 230L150 231V229H147ZM77 236H79V243H77ZM136 238H138V237H136ZM205 239L206 238H204L203 240H205ZM23 242L25 243V241H23ZM204 243L206 244L207 242H204ZM210 243H211V245H210ZM49 250H47V251H49ZM45 251H46V249L43 250V252H45ZM47 251L45 253H47ZM33 253H35V257H33ZM63 253H65L64 256L62 255L63 257L59 253H58V257L61 256V259L65 260L68 256V253H67V255H66V252H63ZM31 254H32L31 258L32 259L34 258L38 262L39 260H37V259H39V257H37L38 253L35 252V249L32 250ZM72 255H75V254H72ZM0 258H2L1 255H0ZM73 258L77 259V257H74V256H73ZM78 258H79V256H78ZM88 258H90V260H92V262L89 261ZM150 258L151 257H149V260H150ZM201 258L202 257H200L198 259V257H197L196 259L195 258L194 259L200 260ZM239 258L243 259L244 257L240 256ZM79 259H78V262L76 260V262L74 264H76V263L78 264L80 261H82L81 259L79 261ZM55 260L58 261L59 258H55ZM144 260H146V259H144ZM150 261H152V259ZM83 262H80V263L83 264Z\"/></svg>","mask_w":264,"mask_h":264},{"label":"snow or ice","instance_id":"3","mask_svg":"<svg viewBox=\"0 0 264 264\" xmlns=\"http://www.w3.org/2000/svg\"><path fill=\"white\" fill-rule=\"evenodd\" d=\"M7 8L8 5H3ZM70 7L63 4H44L37 3L29 6L31 18V10L34 14L40 17L44 13L43 19L47 20L49 16L56 19L59 16L60 23L65 21L71 24H78L79 20L71 13H67L64 9ZM119 7H130L129 5H121ZM142 9H148L151 5H138ZM216 9H227L229 5H212ZM46 9L51 11L45 12ZM88 23L99 25V21L89 20ZM260 36L262 45L259 52V63L261 67V83L264 84V0L260 5ZM53 31H56L54 28ZM43 55V53H41ZM27 59V57H26ZM261 126L259 131V138H256L255 132H242L230 137L223 148H216L213 146V141L206 140L200 146L199 155L195 159L188 160L184 167H192V172L187 179L192 181V185L188 187V198H192L193 190L199 193L200 200L203 202L207 200L210 202L213 195H223L224 193L218 190L227 182V196L226 199L233 202L235 209L245 214L246 222L254 219V207H249L250 200L253 199V193L258 196L260 201L261 216L264 217V105L261 110ZM47 149H45V152ZM259 152L261 159V167L255 170L252 178L245 180L243 173L239 172L240 165L249 157ZM258 181V188H257ZM251 184V189L249 187ZM163 207V205H157ZM184 229H180L173 234L172 242L177 243L178 237L183 233ZM188 240L186 243H180L178 247H173L172 251L176 253V257L170 260L160 261L159 264H257L256 259L249 256L247 251L238 252L235 257L229 260H208L203 258V250L199 247L193 248L191 245L198 241L201 228L200 224L196 222L193 217L192 225L187 228ZM259 249L256 251V256L259 257V264H264V226L261 227L259 236ZM77 243H79V236H77ZM202 257L200 260H195L194 257ZM243 256V259L239 257ZM35 257V253H33ZM0 264H38L33 258L28 261L8 256L6 261H0ZM39 264H48L45 261H39ZM51 264H56L52 261ZM71 264V262H69ZM101 264H120V261L112 258H106ZM141 264H152V261H142Z\"/></svg>","mask_w":264,"mask_h":264},{"label":"flooded vegetation","instance_id":"4","mask_svg":"<svg viewBox=\"0 0 264 264\" xmlns=\"http://www.w3.org/2000/svg\"><path fill=\"white\" fill-rule=\"evenodd\" d=\"M22 200V198H20ZM27 209L31 210L32 207H34L38 202H36V199H31L27 202V204H30ZM24 226V219L20 218L17 223L15 224V227L10 230L6 236L0 240V255L1 257L6 260L8 255L13 253L15 254L18 249H22L23 247H26L27 243L22 244L21 242L26 237V232L23 228ZM42 247H46V244H42ZM77 246L75 243H71L70 245H67V249H69V252L72 254H76L80 249L76 248ZM66 248V246L64 247Z\"/></svg>","mask_w":264,"mask_h":264},{"label":"crops","instance_id":"5","mask_svg":"<svg viewBox=\"0 0 264 264\" xmlns=\"http://www.w3.org/2000/svg\"><path fill=\"white\" fill-rule=\"evenodd\" d=\"M33 199V198H32ZM34 199H36V202H39V198L38 197H35ZM28 205V204H27ZM29 206H31V203L29 204ZM28 208V207H27ZM27 208H25V210H27ZM20 218H23V215H20L19 217H18V219H20ZM3 261H6V260H3Z\"/></svg>","mask_w":264,"mask_h":264}]
</instances>
